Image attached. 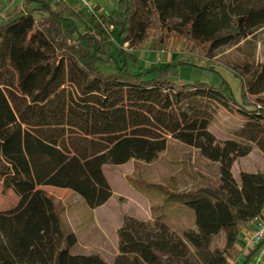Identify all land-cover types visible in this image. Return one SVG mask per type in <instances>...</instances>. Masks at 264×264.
Wrapping results in <instances>:
<instances>
[{
	"label": "trees",
	"instance_id": "obj_1",
	"mask_svg": "<svg viewBox=\"0 0 264 264\" xmlns=\"http://www.w3.org/2000/svg\"><path fill=\"white\" fill-rule=\"evenodd\" d=\"M33 3L39 7L0 21V180L4 192L20 197L16 207L0 210V264H110L99 255L71 253L77 237L65 233L55 201L41 186L71 189L99 207L113 195L105 164L152 162L172 138L220 163L219 197L187 201L197 230L184 238L172 237L164 225L151 231L149 223L126 218L113 264H157L160 254L174 264L190 247L205 251L222 231V264L235 261L243 228L264 211V173L241 172L239 184L234 162L252 147L218 139L209 125L220 107L247 118L241 136L264 151V99L258 97L264 66L241 81L239 91L214 69L218 80L175 77L196 67L187 56L208 59L236 36L262 27L264 0H235L228 8L215 0H144L147 17L135 35L136 0H119L110 13L94 8L84 30L72 25L63 1L25 0ZM180 4L187 10L183 28L172 31L169 14ZM233 16L238 25L224 32ZM149 40L157 50L181 43L185 58L142 67L139 51ZM99 61L117 64L116 70L100 71Z\"/></svg>",
	"mask_w": 264,
	"mask_h": 264
},
{
	"label": "rangeland",
	"instance_id": "obj_2",
	"mask_svg": "<svg viewBox=\"0 0 264 264\" xmlns=\"http://www.w3.org/2000/svg\"><path fill=\"white\" fill-rule=\"evenodd\" d=\"M64 1L69 7L66 16L72 19V25L78 30H84L94 12L80 0ZM91 1L94 8L99 6L102 11L110 13L119 0ZM143 1L136 0L138 11L132 26L133 35L139 32L141 23L147 17ZM250 4L254 5L252 2ZM215 5L228 8L235 5V0H215ZM38 7L37 3L25 5V0H0V21ZM34 13L38 19L43 16L38 9ZM186 13L187 10L180 4L169 14L172 31L183 28V16ZM237 25L238 18L233 16L231 28L224 32L234 29ZM77 36V33L72 34L73 39ZM174 42V46L169 50H157L152 41H147L144 49L139 51L141 66L164 65L185 58L181 43ZM125 47L132 49L130 42H127ZM186 59L194 60L196 67L190 72L180 70L175 77L177 80H209L212 76L218 80L219 76L210 71L214 69L239 91L241 81L246 83L251 80L256 71L264 66V25L247 37L236 36L231 43L214 50L208 59H193L191 56ZM116 66L114 63L97 62L99 70L105 73L115 71ZM258 97L264 99V93ZM246 122L247 118L233 115L220 107L209 125L210 131L218 139L236 140L252 147L247 156L239 157L234 162L232 172L239 184L241 172L264 173V151L257 142L241 136ZM103 170L112 186L113 195L105 204L96 208H91L71 189L49 185L41 188L55 201L65 233H74L77 237V244L71 248V253L99 255L110 264L121 254L119 231L126 218L133 217L149 223L151 231L164 225L172 237L184 238L186 232L197 230L195 212L187 206V201L200 196L218 198L222 182L220 163L207 159L197 148L173 138L169 140L167 148L152 162L131 159L119 165L107 163ZM19 201V195L12 189L4 192L0 180V210L12 209ZM225 246L226 235L222 231L213 238L205 251L190 247L191 252L186 257L176 259L173 263L222 264ZM230 261L231 264H241ZM157 264H169L167 257L160 254Z\"/></svg>",
	"mask_w": 264,
	"mask_h": 264
},
{
	"label": "built area",
	"instance_id": "obj_3",
	"mask_svg": "<svg viewBox=\"0 0 264 264\" xmlns=\"http://www.w3.org/2000/svg\"><path fill=\"white\" fill-rule=\"evenodd\" d=\"M79 1V0H78ZM92 12H95L93 3L90 0H80ZM243 248L242 252L253 254L256 249L260 247L258 253L254 257L252 264H262L264 259V220L259 222L256 226L248 225L243 229L242 234ZM244 253V254H245Z\"/></svg>",
	"mask_w": 264,
	"mask_h": 264
},
{
	"label": "crops",
	"instance_id": "obj_4",
	"mask_svg": "<svg viewBox=\"0 0 264 264\" xmlns=\"http://www.w3.org/2000/svg\"><path fill=\"white\" fill-rule=\"evenodd\" d=\"M57 1V0H56ZM59 1H63L64 3H65V1L64 0H59ZM91 1V0H90ZM92 2V1H91ZM93 3V2H92ZM96 7H99V6H96ZM95 7V8H96ZM99 9H100V13H106V12H104V11H102V8L101 7H99ZM262 220H264V211L261 213V215L257 218V219H255L252 223H250L249 225L250 226H256L259 222H261ZM244 229V228H243ZM242 234H243V230H242V232H241V235H240V237H239V240H238V242H237V253H238V258L235 260V261H237V263H241V264H244L245 262H246V260H247V258H248V256H251V254H249V253H243L242 252V248H243V239H242ZM256 256V255H255ZM254 256V257H255ZM254 259V258H253ZM253 261V260H252ZM252 261H251V263L250 264H252Z\"/></svg>",
	"mask_w": 264,
	"mask_h": 264
}]
</instances>
